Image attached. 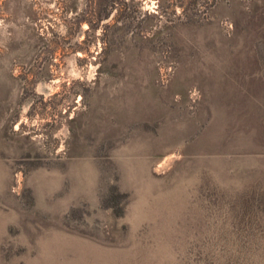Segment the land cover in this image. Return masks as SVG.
<instances>
[{
    "label": "rangeland",
    "instance_id": "374dc122",
    "mask_svg": "<svg viewBox=\"0 0 264 264\" xmlns=\"http://www.w3.org/2000/svg\"><path fill=\"white\" fill-rule=\"evenodd\" d=\"M106 3L0 0V264H264V0Z\"/></svg>",
    "mask_w": 264,
    "mask_h": 264
},
{
    "label": "trees",
    "instance_id": "16d2710c",
    "mask_svg": "<svg viewBox=\"0 0 264 264\" xmlns=\"http://www.w3.org/2000/svg\"><path fill=\"white\" fill-rule=\"evenodd\" d=\"M105 2H107L106 3V5H105V7H103L101 4V9H106L107 8V6H109L108 4H109V0H105ZM109 16H105V17H103V18H108ZM123 214V211H121V213L119 214V215H122Z\"/></svg>",
    "mask_w": 264,
    "mask_h": 264
}]
</instances>
